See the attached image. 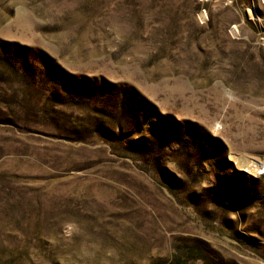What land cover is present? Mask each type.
<instances>
[{
	"label": "rangeland",
	"instance_id": "obj_1",
	"mask_svg": "<svg viewBox=\"0 0 264 264\" xmlns=\"http://www.w3.org/2000/svg\"><path fill=\"white\" fill-rule=\"evenodd\" d=\"M189 248L264 264V0H0V264Z\"/></svg>",
	"mask_w": 264,
	"mask_h": 264
},
{
	"label": "trees",
	"instance_id": "obj_2",
	"mask_svg": "<svg viewBox=\"0 0 264 264\" xmlns=\"http://www.w3.org/2000/svg\"><path fill=\"white\" fill-rule=\"evenodd\" d=\"M177 262L183 264L184 258H191L193 260H199L202 258L201 251L196 248H189L187 250H181L176 256Z\"/></svg>",
	"mask_w": 264,
	"mask_h": 264
},
{
	"label": "bare ground",
	"instance_id": "obj_3",
	"mask_svg": "<svg viewBox=\"0 0 264 264\" xmlns=\"http://www.w3.org/2000/svg\"><path fill=\"white\" fill-rule=\"evenodd\" d=\"M248 167H252L254 172H258L259 171V166H258V164H256V162H255V164L252 163V164L248 165Z\"/></svg>",
	"mask_w": 264,
	"mask_h": 264
}]
</instances>
